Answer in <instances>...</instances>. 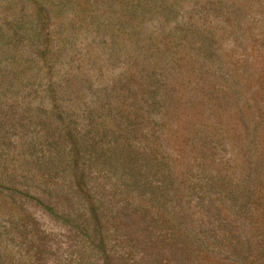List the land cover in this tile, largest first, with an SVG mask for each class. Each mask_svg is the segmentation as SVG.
<instances>
[{"label": "rangeland", "instance_id": "374dc122", "mask_svg": "<svg viewBox=\"0 0 264 264\" xmlns=\"http://www.w3.org/2000/svg\"><path fill=\"white\" fill-rule=\"evenodd\" d=\"M75 1L76 14H70L68 10L71 19H66L68 15L64 18L61 14L59 16L55 12H50V19L48 22L45 21L44 30L31 31L34 36L31 40L27 36L28 32L16 31L17 42L13 44L14 49L16 51L24 49L34 59L24 57L21 60L22 56L19 55L13 59V70L20 77L26 78L28 75L32 79L34 77L39 79L31 87H23L19 95H6L1 106L4 112L12 113L14 118L7 130L8 133L0 138V154H4L0 158L2 178L5 181L16 182L19 188L26 183L43 184L47 177L45 168L40 166L37 172L38 164L30 166L28 161L20 157L19 145L21 141L28 142L31 137L28 133L32 132L34 136L40 135L36 139V144L30 141L27 143L25 153H21L30 158V155H36L46 149L47 141L37 131L41 130L43 133L48 129L49 122L59 128L63 126L67 133L74 132L75 127H82L85 123L84 118L87 121L86 107L83 106V102L86 104L85 101L89 95L99 97L102 93L101 87L107 81L109 74L112 78L122 70L125 71L124 63L132 62L131 57L127 55L130 52V45L134 49L133 53H136V50L142 51L147 42L145 34L155 33V31H144L145 27L151 29L148 27L149 23H145L144 28L141 27L138 31H131L140 35V38L136 39L137 41L123 38L125 45L122 46V53L114 59L111 45L105 46L101 41L109 33L129 34L116 22L117 18L123 15L118 16L119 14L111 11L112 8L108 10L112 5L117 8L118 3L115 0H101L99 5L102 11H97L96 15L99 14L102 21L108 23L105 31H94V29L76 31L70 46H66L68 43L64 42L66 41L64 36L73 31L72 26H69V22L73 24L70 20H73L74 27L79 24L81 28L83 22H86L91 15L89 13L92 6L88 0ZM186 1L193 3L188 4L192 5V10L187 12L201 28V34L197 35V39L192 33L187 36V42L189 38L191 39L188 45L192 54L189 53V55L195 60L204 57L205 62L203 61L202 64L197 62L196 65L199 64L197 73L192 63L194 60L190 59L189 64H192H188L186 73L189 75L187 76L190 87L180 85V91L173 95L178 103L186 102L185 104H189L190 107L194 106L196 101L206 100L205 106L209 108L207 112L212 110L213 119L207 120V127L211 125L214 133V152H217L214 155L219 157L221 153L219 148H221L223 160H230L226 163L231 164L228 170L235 171L236 165L243 163L245 147L254 149L258 170L253 192L249 194V197L247 194L241 199L237 188L235 193L224 191L221 196L222 208L218 209V216L220 219L223 218L224 224L216 221L212 229L203 230L204 239L195 240L194 247L191 249L186 245H180L184 247L183 251L180 249L183 252L182 257L177 256L175 248L169 245L161 250L154 248L152 238L144 243L142 239L138 240L131 235H126L127 232L111 229L105 233L97 231L98 227L95 225L94 240L98 242L99 234L102 238L96 246L90 242L89 236L83 231L62 222L58 215H55L38 199L39 194L34 195L30 191L29 195L33 197L26 196L27 204L22 205L24 208L21 209L20 206L11 203L10 196L0 192V264H264V0H239L238 2L244 5L245 11H241L240 17L234 21L224 19L221 12H207L210 7L207 8L203 0ZM218 1L223 3L225 0ZM153 13H155L154 10L144 11L143 15L145 18L146 16L147 18L155 17ZM56 26H58L57 31H52L51 27ZM189 28L192 29L187 24L185 31H190ZM174 31H180L179 26H176ZM25 35L29 39L25 38ZM20 40L23 41L22 44ZM47 45L51 46V50L44 52ZM63 45L68 50L61 59L54 60L53 67H49V61L57 56L55 51H59ZM196 46L202 48L196 51ZM185 49L186 47H182L179 50L182 56L188 51ZM37 65L40 69L35 75L34 70ZM18 69L22 70L18 73ZM71 73L78 74L77 80L73 79L76 84H73L71 90L72 93H76L75 96L70 94L68 82L55 83L56 79H64ZM82 73H85L88 78H85ZM200 83L203 86L201 87L203 92L197 95L199 92L197 87ZM78 95L82 106L78 102ZM71 96H73L72 99ZM13 98L14 104L11 107L10 99ZM71 102L75 108L68 111L67 107L71 105ZM25 103L29 105L28 113ZM10 107L11 109H7ZM175 107L176 104L173 105V111ZM173 111L164 104L159 110V113L161 112L164 116L163 119L154 117L158 115V112L153 116L149 114L145 118L147 121L145 120L143 129L134 140L135 146H142L145 143V133L148 132L149 135L165 137L170 144L169 147L181 151L185 125L179 120L181 115L177 116V119L176 115L168 116ZM179 112L182 111L179 110ZM190 114L192 116L194 114L191 108ZM92 118L93 116L88 115V120ZM96 123L97 121L95 125ZM105 124L100 122L96 132L93 128L88 134H95L97 140L99 137L111 136L112 133ZM220 130L222 133H218ZM112 139L113 137L110 141ZM167 148L166 146L162 149L166 150L165 154H168ZM239 148L240 151H238ZM229 154L231 157L225 159ZM155 157L157 156L149 154L144 165L150 166ZM193 170L192 167L188 171L190 173ZM228 170H226L227 174L230 173ZM160 176H164L162 172ZM9 182L4 184L9 186ZM236 186L237 184H234V188ZM169 190V184L165 191L152 189L154 199L150 197V200H145L141 197L139 202L146 207L152 205L155 208L157 197L169 195ZM243 198L246 205L239 206L238 203ZM148 201L152 202L147 204ZM161 203L158 207L162 209ZM215 217L214 213H208L209 220L215 221ZM170 220L171 224L179 225L178 219L172 217ZM175 227L177 232L174 230L173 232L177 235L172 241L177 242L181 231L178 226ZM204 240L206 241L203 242Z\"/></svg>", "mask_w": 264, "mask_h": 264}, {"label": "trees", "instance_id": "16d2710c", "mask_svg": "<svg viewBox=\"0 0 264 264\" xmlns=\"http://www.w3.org/2000/svg\"><path fill=\"white\" fill-rule=\"evenodd\" d=\"M100 1L88 0L92 6L89 13L91 15L86 22H83L81 28L79 24L74 27L73 20H70L73 24L69 22V26H72L74 32L62 35L66 37V41L64 40L68 43L66 46H70L76 31L86 29L105 31L108 23H104L99 14L96 15L97 11H102ZM115 1L118 7L112 5L108 10L112 8L111 11L119 14L118 16L123 15L117 18L116 22L128 31L129 35L124 32L120 35L105 34L106 37L101 43L105 46L111 45L114 59L122 53V46L125 45L123 38L127 37L130 41H137L136 39L140 38V35L131 31H138L145 26V23H149L148 27L151 29L145 27L144 31H155V33L145 34L147 42L142 51L136 50V53H133L134 49L130 45V52L127 55L131 57L132 62L124 63L125 71L122 70L112 78L109 74L107 81L101 87L102 93L99 97L89 95L85 101L86 104L83 102V106L86 107L87 121L84 118L85 123L82 127H75L74 132L67 133L63 126L59 128L49 122L48 129L43 133L41 130L37 131L47 141V151L43 149L36 155H30V158L21 153H25L27 143L30 141L36 144V139L40 135L34 136L30 132L28 134L31 137L28 142L21 141L20 157L28 161L30 166L38 164L37 172L40 166L45 168L46 182L43 184L37 182L36 185L26 183L22 186L23 190L16 182L5 181L0 168V192L10 196L11 203L20 206L21 209L24 208L22 205L27 204L28 198L33 197L29 195L30 191L34 195L39 194L38 199L46 204L50 211L58 215L62 222L83 231L89 236L90 242L96 246L102 238L99 234L98 242L94 240L95 225L98 227L97 231L105 233L111 229L127 232L126 235H131L138 240L142 239L144 243L152 238L154 248L161 250L169 245L175 248L178 254L174 253L177 256L182 257L181 250L184 247L180 245L193 248L195 240L204 239L203 230L209 231L216 221L222 222L223 218L220 219L218 216V209L222 208L221 196L224 191L235 193L237 188L241 199L247 194L249 197V194L253 192L258 170L254 149L245 147L243 163L241 165L238 163L235 171L228 170L231 164L226 163L230 160H223L221 148H219L221 152L219 157L214 155L217 153L214 152V133L211 125L207 127V120L213 119L212 110L207 112L209 108L205 106L206 100L196 101V104L190 107L189 104H185L186 102L178 103L173 95L178 90L180 91V85L190 87L188 85L189 75L186 73L191 59L189 53L192 54V52L188 45L191 39L189 38L187 42V36L192 33L196 38L201 34L199 23L193 21L187 12L192 10V5L188 4L193 3L186 0ZM238 1L225 0L220 3L218 0H203V3L207 5V8L210 7L207 12L218 11L223 13L224 19L234 21L240 17L241 11H245L244 5ZM75 2V0H0V138L8 133L7 130L14 119L12 113L4 112V108L1 107L6 95H19L23 87H31L39 80L36 79L37 77L32 79L28 75V79L20 77L13 70V59L19 55L22 56L21 60L24 57L34 59L27 54L26 50L16 51L14 49L13 44L17 42L16 31L28 32L27 36L31 40L32 37L34 38L31 31L44 30L45 21L48 22L50 19V12L61 14L64 18L68 15L66 19H71L68 10L70 14H76ZM150 10H154L155 13L152 15L155 17L147 18L146 16L145 18L143 12H150ZM187 24L192 27L193 31L191 28H189L190 31H185ZM176 26H179L180 31H174ZM51 28L52 31H57L58 26ZM27 36L25 35V38L29 39ZM20 43L22 44L23 41L20 40ZM66 46L63 45L59 51H55L57 56L49 61V67H53L54 60L62 58L68 50ZM182 47L188 49L183 56L179 53ZM198 48L200 47L196 46L195 50L198 51ZM48 50H51V46L47 45L43 51ZM199 58L198 60L191 59L194 60L192 63L197 73L199 70L197 62L201 64L205 62L204 57ZM39 69L37 65L34 70L35 75L38 74ZM19 70L22 69H18V73ZM77 75V73H71V77L67 75L64 79H56L55 83L68 82L69 92L75 96L76 93H72L71 90L75 83L74 80H77ZM82 75L88 78L85 73ZM201 87L203 86L200 83L197 87L199 91L197 95L203 92ZM10 101L12 107L14 98ZM25 104L28 113L29 105ZM164 104L168 105L171 111H173V105L176 104L175 111L168 116L176 115L177 119V116L181 115L179 120L185 125L182 152L169 147L170 144L165 137L149 135L148 132L145 133V143L136 147L134 140L143 129L145 118L149 114L153 116L158 112V115L154 117H158L159 120L163 119L164 116L161 112L159 115V110ZM71 105H68V111L75 108L72 102ZM190 108L193 110V116L190 114ZM179 110L182 112L180 113ZM215 111L216 109L213 113ZM88 115L93 118L88 120ZM100 122L106 123L105 127L112 134L107 138L98 136L99 140H97L95 134L88 133L93 128L96 132ZM218 133H222V130ZM111 137L113 139L110 141ZM166 146L168 154H165L166 150H162ZM103 150L105 152H102ZM149 154L159 157H155L150 166L144 165ZM3 155L0 154V158ZM5 156L8 155L5 154ZM230 157V154L226 155L225 159ZM192 167L194 170L189 173L188 170ZM226 170L230 173L227 174ZM160 172L164 176H160ZM5 182H9V186L5 185ZM168 184L170 186L169 195L157 197L155 208L152 205L146 207L139 202L141 197L150 200L152 189L165 191ZM234 184H237L235 188ZM241 192L246 194L243 195ZM151 202L148 201L147 204ZM160 202L163 204L162 209L158 207ZM172 204L174 205L171 206ZM238 204L239 206L246 205L244 198ZM209 212L215 214V221L209 220ZM172 217L178 219L179 225L171 224L170 218ZM175 226H178L181 231L177 242L172 241L177 235L173 232V230L177 232Z\"/></svg>", "mask_w": 264, "mask_h": 264}]
</instances>
